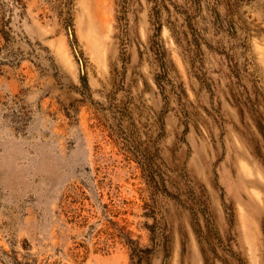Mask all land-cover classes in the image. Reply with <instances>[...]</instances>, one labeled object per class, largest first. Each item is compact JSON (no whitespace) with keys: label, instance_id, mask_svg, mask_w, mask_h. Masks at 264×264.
<instances>
[{"label":"rangeland","instance_id":"1","mask_svg":"<svg viewBox=\"0 0 264 264\" xmlns=\"http://www.w3.org/2000/svg\"><path fill=\"white\" fill-rule=\"evenodd\" d=\"M0 264H264V0H0Z\"/></svg>","mask_w":264,"mask_h":264},{"label":"water","instance_id":"2","mask_svg":"<svg viewBox=\"0 0 264 264\" xmlns=\"http://www.w3.org/2000/svg\"><path fill=\"white\" fill-rule=\"evenodd\" d=\"M71 36H72V33H71ZM81 66H82V72H83V63L81 62Z\"/></svg>","mask_w":264,"mask_h":264}]
</instances>
